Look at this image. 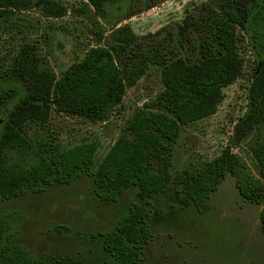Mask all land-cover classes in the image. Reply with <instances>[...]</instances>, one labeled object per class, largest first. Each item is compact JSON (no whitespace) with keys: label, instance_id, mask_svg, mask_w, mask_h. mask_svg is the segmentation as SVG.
Instances as JSON below:
<instances>
[{"label":"trees","instance_id":"1","mask_svg":"<svg viewBox=\"0 0 264 264\" xmlns=\"http://www.w3.org/2000/svg\"><path fill=\"white\" fill-rule=\"evenodd\" d=\"M33 1L0 0V19L29 8ZM157 2L88 0L82 11L90 6L101 20L94 34L102 44L89 47L59 75L30 42L21 44L9 64L0 67V206L51 186H69L83 177L90 178L92 196L102 204L116 203L127 190H135L138 200L127 204L111 229L88 235L97 244L96 264L144 260L145 245L152 238L151 198L157 195L168 193L172 203H191L203 212L209 209L210 194L232 176L245 202L264 201V132L249 146L252 169L230 145L255 129L264 131V0L190 4L193 8L180 22L145 37L137 36L128 24L120 25ZM35 4L46 15L66 12L54 0H35ZM240 31L248 38L256 64L246 85L245 111L234 124L229 145L214 158L173 173V149L183 126L213 115L223 89L242 73ZM150 67L158 69L162 89L135 110L128 135L119 136L99 161L98 139L64 147L52 132L37 140L29 136L26 126H45L52 111L106 121L126 88ZM11 151L17 159H9ZM259 218L264 230V207ZM20 219L12 211H0V264H60L61 257L38 256L20 242L15 227ZM49 229L71 237L78 234L65 224Z\"/></svg>","mask_w":264,"mask_h":264},{"label":"rangeland","instance_id":"2","mask_svg":"<svg viewBox=\"0 0 264 264\" xmlns=\"http://www.w3.org/2000/svg\"><path fill=\"white\" fill-rule=\"evenodd\" d=\"M54 1L66 9L64 15H46L34 0L29 8L16 9L10 18L0 19V67L9 64L21 44L30 42L59 75L72 62L81 59L89 47L102 44L94 34L101 20L90 6L82 11L88 0ZM201 1L158 0L156 5L136 12L120 25L128 24L137 36L145 37L180 22L193 8L190 4L198 5ZM238 33L244 57L242 73L223 89V99L213 115L183 126L173 149L170 168L173 173L217 156L229 145L234 124L245 111L246 85L256 61L247 36L241 31ZM161 89L159 71L150 67L134 85L126 88L122 102L106 121L91 122L52 111L45 126L31 123L26 130L33 140L52 132L64 147L98 139L96 160L99 161L119 136L128 135L127 125L135 110L152 100ZM263 132L255 129L240 143H230L233 152L251 169L253 159L249 146L262 138ZM8 156L9 159L18 157L15 151ZM91 190L90 178L83 177L69 186H51L42 193L6 202L0 211H12L16 217L23 218L15 227L19 229L20 242L34 254L61 257L60 264H96L97 244L88 235L111 229L127 204L138 198L131 189L116 203L102 204L93 198ZM208 203V210L198 212L191 203L190 206L172 203L168 193L151 198L152 238L145 245V257L140 264H264V230L259 218L264 201L245 202L235 188L234 178L227 176L210 194ZM57 224L69 226L78 232L77 236L52 232L49 228Z\"/></svg>","mask_w":264,"mask_h":264}]
</instances>
